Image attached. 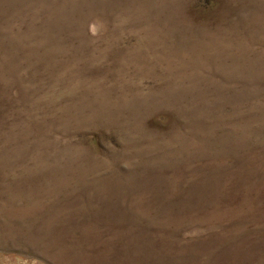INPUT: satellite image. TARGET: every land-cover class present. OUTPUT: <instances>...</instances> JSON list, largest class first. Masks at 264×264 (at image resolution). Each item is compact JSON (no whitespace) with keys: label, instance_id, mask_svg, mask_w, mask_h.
<instances>
[{"label":"rangeland","instance_id":"rangeland-1","mask_svg":"<svg viewBox=\"0 0 264 264\" xmlns=\"http://www.w3.org/2000/svg\"><path fill=\"white\" fill-rule=\"evenodd\" d=\"M0 264H264V0H0Z\"/></svg>","mask_w":264,"mask_h":264}]
</instances>
